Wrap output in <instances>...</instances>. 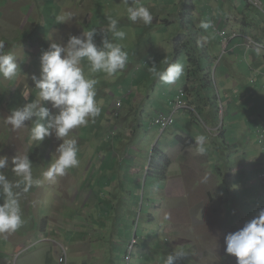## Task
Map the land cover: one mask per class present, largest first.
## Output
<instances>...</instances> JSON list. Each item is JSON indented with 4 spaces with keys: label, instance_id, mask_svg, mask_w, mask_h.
<instances>
[{
    "label": "rangeland",
    "instance_id": "1",
    "mask_svg": "<svg viewBox=\"0 0 264 264\" xmlns=\"http://www.w3.org/2000/svg\"><path fill=\"white\" fill-rule=\"evenodd\" d=\"M261 3L260 9L247 0H127L128 6L149 8L153 22L145 26L127 19L124 0H0V42L5 52L16 56L21 70L12 81L0 78V155L11 158L28 152L37 177L48 167L60 141L53 136L39 146L29 144L31 122L13 131L4 118L12 108L36 98L31 76L39 75L40 54L50 43L64 44L69 36L91 28H96L94 40L100 45L101 30L107 31L109 18L117 19L119 30L126 33L123 40L115 41L129 53L125 70L108 77L91 74L86 62L83 65L85 75L98 80L96 100L102 111L95 123L72 131L78 141L79 165L55 184L34 187L21 200L22 212L32 214L23 213L26 223L21 232L29 230V221L39 223L40 230L49 224V215L54 220L49 229L53 243L56 239L65 242L59 237L61 230H80L72 236L74 242L48 247L50 264H60L62 257L66 264H126L124 255L135 237L138 246L131 264H162V257L176 247L188 253L181 264H236L224 252V237L264 208V144L256 138V131L264 127V91L257 92L258 80L250 85L242 50L235 47L244 42L250 56L261 59L264 55L245 46L249 37L255 42L254 34L264 42V1ZM69 14L73 18L68 22H58L57 17ZM211 14L221 22L228 21L229 31L241 34L235 38L240 42L231 41L225 53L213 30L205 33L199 28ZM203 35L211 38L200 47L197 41ZM179 37L187 53L177 57L174 47ZM232 49L233 56L229 55ZM189 58L199 66H192ZM165 60L184 67L175 84L165 85L148 71L153 63L162 70ZM196 67L208 72L209 86L203 84ZM234 74L239 100H233L235 109L228 107V112L223 87L230 83L225 76ZM216 90L222 116L212 109ZM23 92L30 93L27 101ZM181 93L187 108L178 111L174 103ZM119 101L123 104L115 117ZM45 106L51 109L50 103ZM174 112L175 123L164 133L160 126L152 125L160 113ZM238 112L244 117L231 116ZM208 115L218 116L222 136L211 137L216 132L206 130L204 124L214 123ZM200 134L208 137L204 156H198L193 145L186 149L183 145L186 138ZM160 151L171 165L166 177L158 179L151 159H157ZM164 158L162 155V161ZM10 168L6 175L11 179ZM72 179L79 183L72 185ZM81 189L94 192L95 198L64 201L66 195L82 194ZM30 201L36 203L26 206ZM37 252L33 244L28 253Z\"/></svg>",
    "mask_w": 264,
    "mask_h": 264
},
{
    "label": "clouds",
    "instance_id": "2",
    "mask_svg": "<svg viewBox=\"0 0 264 264\" xmlns=\"http://www.w3.org/2000/svg\"><path fill=\"white\" fill-rule=\"evenodd\" d=\"M124 3L127 19L133 24L140 22L147 26L153 22V15L148 7L142 4L128 6L127 0H124ZM72 18L70 14L60 15L57 20L65 23ZM211 22H218L219 26L223 24L213 17L210 21L202 20L199 28L207 33L209 29L213 30ZM101 31L104 35L100 45H97L94 40L97 34L96 28L84 31L79 36H69L64 44L50 43L48 49L40 54L39 75L31 76L36 98L22 106L12 108L10 114L4 118V122L10 125L13 131L25 128L27 127L25 122H31L29 144L39 146L46 137L53 136L60 143L56 146L48 167L38 177L33 175V165L28 158V152L23 155L16 154L11 158L0 155V236L11 235L24 226L26 221L23 218L21 200L34 187H41L45 183L55 184L58 178L66 175L69 169L79 165L78 141L72 135V131L86 127L89 123H95L102 111L100 102L96 100L98 80L86 76L83 65L86 62L91 74L103 73L108 77H113L125 70L129 60V53L121 44L115 42L123 40L126 36L124 31L119 30L118 20L109 18L107 31ZM225 32L228 40L233 33L239 37L236 32L229 35L226 30ZM107 33L112 34L111 38ZM215 34L221 38L216 32ZM210 38L209 35L201 36L197 45L203 47ZM228 40L226 44L223 40V53L228 50ZM4 47V43L0 42V78L12 81L18 73H21V70L16 62V56L12 52H5ZM164 65L165 67L161 70L157 67V63H153L151 67H148V71L154 79L165 85L175 84L183 75V65L167 60L164 61ZM252 83H254L253 79L250 80V84ZM216 92L218 93V90ZM29 94V92L22 93L26 101ZM45 102L50 103L51 109L45 106ZM213 106L216 108V113L222 116L223 107L220 99ZM177 112L171 114L173 119ZM160 114L169 116L164 113ZM263 128L256 131V138L257 133ZM221 130V127H217L213 135L219 136ZM187 139L189 138L185 141ZM207 139L208 137L204 134L195 136L194 142L190 139L198 156L206 155ZM160 153L164 154L163 151ZM170 165L169 160V167ZM9 168L12 174L11 179L6 175ZM136 243L138 239L135 237L126 249L124 255L126 264H131L132 252ZM224 244L225 254L234 257L236 264H264V208H260L258 213L243 227L227 233L224 237ZM187 256L185 249L176 247L162 257V264H181Z\"/></svg>",
    "mask_w": 264,
    "mask_h": 264
},
{
    "label": "crops",
    "instance_id": "3",
    "mask_svg": "<svg viewBox=\"0 0 264 264\" xmlns=\"http://www.w3.org/2000/svg\"><path fill=\"white\" fill-rule=\"evenodd\" d=\"M261 3V1L264 0H257ZM262 4V3H261ZM214 16L211 14L209 19L207 21L212 20ZM222 25L219 26V30L221 29H225L229 34H231L232 32L229 31L230 29L228 28V21H223L222 20ZM241 25H243V22H240ZM244 27V26H242ZM210 31H212L211 29H209ZM199 31V30H197ZM215 34V33H213ZM241 35V34H239ZM262 35H264V32H262ZM215 36H217L215 34ZM242 36H246L249 37V35H245L243 34ZM255 36V37H254ZM253 38H255V41L260 43L263 47V49H253L255 50L258 54H260L261 52H264V42L260 41L258 39V35L254 34ZM218 37V36H217ZM251 39V37H249ZM221 39V38H220ZM254 40V39H253ZM231 41H233V43H238L240 41H236L235 39H229L228 40V44L230 45ZM244 42H240V44L236 45L235 47H240V49L242 50V59L243 62L242 64L244 65L245 69L251 74V79L254 80V83L250 84V85H256V81L258 80V85L257 86V92L259 91H264V55H261V59H257L254 56H250L249 52L247 51V49L243 46ZM220 44L222 46L223 44V40L220 41ZM228 45V47H229ZM244 49V50H243ZM246 49V50H245ZM229 55H234V51L229 50ZM250 56V58H248ZM248 65V66H247ZM237 74L231 75V77L229 76H225V78H228V80L230 79V83H227L224 87H223V94H225L227 96V103H225V109H227L228 112H230L229 108L235 109V107L232 104L233 100L236 98L239 100L238 98V94L239 91L238 86L236 84L235 81V77ZM250 79V80H251ZM250 83V81H249ZM188 90V89H186ZM217 97L220 98L219 93L216 92ZM252 95V93L248 96L250 97ZM219 98L216 99V102L219 101ZM229 103V105H228ZM190 107L194 108L192 105H190ZM229 107V108H228ZM243 108V105L240 104V108ZM213 111L216 113V108L215 106L212 107ZM223 114V113H222ZM209 117H211V119L213 120V124L212 125H206L204 124L206 130L208 131V133L210 134V131H214L218 126V116L217 115H208ZM232 117H244L242 114L238 113H234L231 114ZM229 116L227 115V118ZM223 134V132H222ZM222 134H220L219 136H222ZM211 137H213V134H210ZM192 141L194 142V139L192 138ZM189 158H193V156H189ZM88 161V160H87ZM88 166L89 168L93 167V163L88 162ZM79 183V180L77 179L76 181L72 179L71 184L72 185H77ZM89 187H92V185H89ZM91 188V190H92ZM81 193L82 194H78V191L74 194V195H66L64 197V201H67L68 199H77L80 196H82V199L84 197H87L86 200L89 202L90 201V197H92L93 199L95 198V193L94 192H90L91 194H89V191L81 189ZM89 194V195H88ZM32 203L31 201L26 205V206H30L31 207ZM25 206V207H26ZM24 214H28V215H32L31 213H29V210H25L23 212ZM46 221L49 224H46L44 227H40V230H37V226L40 225L39 223H37L36 221H33V225H32V221H29V230L27 231H23L21 232V229H19L17 232L11 234V235H7L5 236H0V264H46L45 260H47V264H50L49 262V257H50V252L47 251L48 247L51 244H56V245H62V243H66L68 241L70 242H74L75 239L72 237L75 234H80V230H74L72 232H64L63 230H61L59 233V237L61 239H63L65 242H61L58 239H56L57 242H52V234L49 233V229H50V223H52V217H49L46 219ZM39 227V226H38ZM48 227V229L46 230V228ZM27 228V227H26ZM33 228V231L31 232V229ZM75 229V228H72ZM56 232V231H54ZM52 231V233H54ZM35 244L37 245L38 248V252L37 253H28L29 250L31 249V246ZM64 249V248H63ZM36 259L40 260L38 263L36 261Z\"/></svg>",
    "mask_w": 264,
    "mask_h": 264
},
{
    "label": "built area",
    "instance_id": "4",
    "mask_svg": "<svg viewBox=\"0 0 264 264\" xmlns=\"http://www.w3.org/2000/svg\"><path fill=\"white\" fill-rule=\"evenodd\" d=\"M247 1L250 3V5H252L254 7H258L261 9V4L257 0H247ZM211 23L213 26L212 29L224 40V44H226L228 38L226 36L225 30H222V29L219 30V23L218 22H211ZM236 37H237V34H235V33H233L231 36H229L230 39L236 38ZM253 43L254 42L252 40L246 39L245 46L246 47H252ZM116 106H117V108L114 111V115H115V117H118L119 112H120L121 107H122V102L121 101L117 102ZM174 106L176 107L177 110H181V109H184L186 107L185 101L183 100V93L180 94V96L178 97V101L174 103ZM173 123H174L173 116H171V115L164 116L161 114H159L152 121V124L160 126L162 131H164L168 127L172 126ZM257 141L259 144H264V128L257 133ZM128 260L129 259H127V261ZM60 264H66V259L64 257L60 259Z\"/></svg>",
    "mask_w": 264,
    "mask_h": 264
},
{
    "label": "trees",
    "instance_id": "5",
    "mask_svg": "<svg viewBox=\"0 0 264 264\" xmlns=\"http://www.w3.org/2000/svg\"><path fill=\"white\" fill-rule=\"evenodd\" d=\"M181 40V38L179 37L178 41L175 43V53H176V56H180L183 52L187 53L186 50H185V45L183 43H179V41ZM189 61L191 63L192 66H199V64L197 63V61L195 59H190L189 58ZM198 69L199 72H201L202 74V77H201V81L203 82L204 85H207L209 86L210 85V81H209V74L206 70L202 69L201 67H196ZM192 142L190 139H187L185 141V146H189L191 145ZM153 152H156V150L154 149ZM162 155L164 154H160L158 156L157 159L155 158H152L151 161H152V164H156V167L154 169V176H156L158 179H161V178H165L166 177V172L168 170V167H169V160L167 158V156L165 155V158H164V161H162ZM165 164H164V163ZM138 246V244H136V247Z\"/></svg>",
    "mask_w": 264,
    "mask_h": 264
},
{
    "label": "bare ground",
    "instance_id": "6",
    "mask_svg": "<svg viewBox=\"0 0 264 264\" xmlns=\"http://www.w3.org/2000/svg\"><path fill=\"white\" fill-rule=\"evenodd\" d=\"M250 40H252V39H250ZM254 42V41H253ZM252 49H256V50H258V49H263V47H262V45L260 44V43H258V42H254L253 43V46H252Z\"/></svg>",
    "mask_w": 264,
    "mask_h": 264
}]
</instances>
